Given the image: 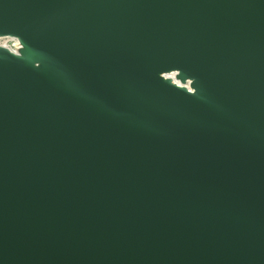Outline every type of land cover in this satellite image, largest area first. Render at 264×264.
<instances>
[{"label": "water", "instance_id": "obj_1", "mask_svg": "<svg viewBox=\"0 0 264 264\" xmlns=\"http://www.w3.org/2000/svg\"><path fill=\"white\" fill-rule=\"evenodd\" d=\"M0 37V264H264V0H0Z\"/></svg>", "mask_w": 264, "mask_h": 264}, {"label": "bare ground", "instance_id": "obj_2", "mask_svg": "<svg viewBox=\"0 0 264 264\" xmlns=\"http://www.w3.org/2000/svg\"><path fill=\"white\" fill-rule=\"evenodd\" d=\"M6 41V40H5ZM1 45H3L2 43H1ZM4 46H6V47H8V45L6 44V45H4ZM164 76H166V77H169L170 79H172L173 81H175V82H178L177 80H176V78H175V75H174V73L173 72H170V73H166Z\"/></svg>", "mask_w": 264, "mask_h": 264}, {"label": "rangeland", "instance_id": "obj_3", "mask_svg": "<svg viewBox=\"0 0 264 264\" xmlns=\"http://www.w3.org/2000/svg\"><path fill=\"white\" fill-rule=\"evenodd\" d=\"M0 43H2L3 45H6L7 43H11V45H14V41L9 42V41H7L6 37H0Z\"/></svg>", "mask_w": 264, "mask_h": 264}, {"label": "built area", "instance_id": "obj_4", "mask_svg": "<svg viewBox=\"0 0 264 264\" xmlns=\"http://www.w3.org/2000/svg\"><path fill=\"white\" fill-rule=\"evenodd\" d=\"M7 38V41H14L15 42V39L12 38V37H6ZM7 45L10 47V48H13V45H11V43H7Z\"/></svg>", "mask_w": 264, "mask_h": 264}]
</instances>
